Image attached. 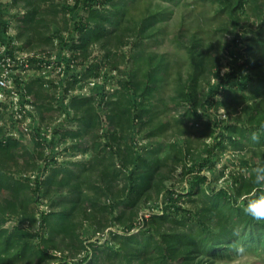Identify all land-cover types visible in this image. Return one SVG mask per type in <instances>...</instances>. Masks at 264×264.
<instances>
[{"label":"trees","instance_id":"obj_1","mask_svg":"<svg viewBox=\"0 0 264 264\" xmlns=\"http://www.w3.org/2000/svg\"><path fill=\"white\" fill-rule=\"evenodd\" d=\"M79 1L75 0L73 5H60L58 0H9L0 8V18L6 12L11 18L0 21V43L5 45L6 53L12 56L14 50L26 52L48 45L55 46L59 55L64 48L70 49L74 52L65 58L66 74L80 52L86 56V49L96 43L105 48L106 59L115 53L108 47L112 38L118 47L124 45V37L131 36L138 48L127 75L116 64L112 65L120 77L110 91L106 90L104 82L107 78L103 76L101 90L97 91L96 86L86 95H67L82 80L99 78L101 61L71 72L65 79V94L57 105L50 100L45 87L53 84V80L42 75L23 80L22 87L30 96L38 117L32 121L36 123L32 126L35 130L32 148L11 133L16 123L10 115L11 122L6 125L0 110V264H54L55 261L56 264H70V259L84 250L87 253L79 258L78 264L227 263L229 260L222 259L259 244L264 221L254 220L243 210L246 198L256 188L253 169L247 174L232 176L233 192L220 188L206 193L201 188L206 176L200 174L204 162L192 176L186 194H177L161 206L159 212L145 218L143 227L130 232L140 201L148 197L152 189L158 192L157 177H166L160 173V168L168 159L176 164H186L185 153H190L188 145L182 147L171 143L170 152L160 158L159 147L137 145L132 138L134 123L138 125V132L143 127L148 128L145 131L147 138L164 134L171 123L169 118H159L158 102L162 99L157 96L169 75L170 61L166 53L145 52L139 45L144 38L158 41L164 28L163 24H154L153 20H157L161 10L153 9L134 18L127 16L134 0H85V16L67 26V13L77 7ZM249 2H254L262 14L263 2L260 0L223 2L233 26L239 22L236 10ZM58 14L62 15L64 26L58 29L55 25L56 28L51 29ZM49 15L51 18L48 19ZM12 19L16 22L14 34L8 31ZM260 21L249 38L250 59H244L231 72L220 75L217 70L212 73L219 85L224 86L223 98L216 99L214 105L217 109H230L229 112L234 114L239 108L234 122L226 124L222 132L216 134L209 123L201 121L198 109L203 104L198 92L206 71L205 51L202 40L195 35L184 46L191 69L185 79L180 71L177 72L169 102L173 107L185 103L181 112L183 119L190 118L192 125L201 123L202 133L217 139L206 151L224 148V140L238 150L249 146L253 150L255 167L264 163V15ZM66 30L70 32L67 39L62 35ZM28 61L30 66L38 63L35 66L38 68L46 60L34 56L28 57ZM252 72L260 75L253 79ZM237 76L244 80H231ZM15 81L17 85L21 82L18 77ZM238 87L242 88L240 94ZM215 89L218 90L217 85ZM96 105L104 112L106 142L95 139L99 137L103 120ZM70 110L72 115L67 123L75 124V128L63 130L59 125L53 127L49 138L42 134L40 126L45 121L56 115L59 118ZM183 119L173 120L178 124ZM252 132L258 134L257 141L251 140ZM67 139L72 144L61 149H70L76 156L90 151L91 158L61 161L58 147ZM37 148L46 151L43 158L35 154ZM193 169L191 166L189 173ZM27 170L30 172L24 173ZM184 195L193 203L195 213L189 212L190 216L179 213L178 201ZM103 196L108 202L101 200ZM237 198L242 199L239 202ZM43 205L46 208H41ZM10 217H14L15 222L9 228L6 222ZM192 218L195 227L188 229L186 225ZM84 222L97 233L111 224L121 231L111 230L109 237L101 243L88 242L80 233Z\"/></svg>","mask_w":264,"mask_h":264},{"label":"rangeland","instance_id":"obj_2","mask_svg":"<svg viewBox=\"0 0 264 264\" xmlns=\"http://www.w3.org/2000/svg\"><path fill=\"white\" fill-rule=\"evenodd\" d=\"M7 1L9 0H0V8L1 5ZM74 1L75 0H58L60 5H73ZM224 1L226 0H134L129 7L127 16L132 15L134 18H139L141 15L153 9L161 10L157 20H153L154 24H163L164 28L163 32L159 34L158 41L151 37L144 38L140 41L139 45L145 52L153 51L166 53L167 59L170 61L169 75L167 80L162 83L163 86L160 88L157 95L158 98L162 99L161 102H158L159 118H169L171 121L170 126L164 134L147 138L145 136V131L148 128L146 127L144 129L143 127V129L138 132V125L134 123L132 138L137 145L159 147L160 150L158 154L160 158H163L165 154L170 152L171 143L178 144L182 147H187L185 145H188L190 150V153H185L184 156L186 164H184V162L176 164L172 159H168L166 164L160 168V173L166 177H157L156 180L159 182L158 192L152 189L150 195L140 201L137 214L133 217L134 226L130 232H136L140 227H143L145 225V218L153 212H159L161 206L169 202L170 199L175 198L177 194H186L189 188V182L192 176L196 174V169L200 163H205L200 170V174L206 176L205 182L201 185V188L204 189L206 193H212L220 188L226 189L228 192H233V188L231 187L233 182L232 176L239 173L247 174L249 170L255 168L253 165L255 164V160L252 158L253 150L250 149L249 146L238 150L234 149L228 141L224 140V148L220 149L215 147L211 149L210 152L206 151V149L213 146L217 139H215L214 136L209 137L202 133L200 129L202 127L201 123L192 125L190 118L183 119L181 112L184 110L183 106L186 105L185 103L178 107H173L171 103H169L171 102L170 96L174 93L177 72L180 71L182 78L185 79L191 69L190 60L184 46L188 45L190 43V38L195 35L202 40L203 52L205 51L204 61L206 71L204 72V79L201 82V88L198 92V96L202 98L201 102L203 104L198 109L202 117L201 121L209 123L215 130V133L219 134L226 124L234 122V119L238 117L239 108L237 109V113L234 114L229 112L231 111L230 109L228 110L222 107L217 109L214 105L216 99L223 98L224 86L219 85L217 79L212 77V73L217 70L220 72V75L231 72L244 59H250L248 50L249 38L254 35V31L261 22L260 18L264 15V0H260L263 2V9L261 8L262 14L259 13L260 10L253 4L254 2H249L242 8L236 10L239 19L238 25L236 26H233V21L228 11L224 9ZM231 1L236 2V0ZM84 3L85 0H80L77 7H72V9L68 11L67 26H71L72 22L79 21L85 16L86 11L83 9ZM11 12H13V10ZM7 14L8 12L0 18V21L11 19ZM61 16L60 14L56 16L55 24H51V29L56 28L55 25H57L58 29L64 26ZM47 18H51V15ZM127 24L128 23H124V25ZM15 25L16 22L13 19L10 20L8 26L10 34L15 33ZM62 35L65 39L70 37L69 30L64 31ZM134 41L135 38L131 36L124 37V45L116 47L117 41L115 42L112 38L108 47L112 48L115 53L109 55L107 59L105 58V48L102 47L101 44L96 43L93 46H89L85 52L87 55L82 56L83 54L80 52L81 55L74 65L71 68H67V74L64 72L66 68L65 58H68L69 54L74 51L71 52L70 49L67 51V48H64L59 55L55 46L52 48L49 47V45L34 47L32 50L26 51L28 56L39 54L46 61L39 64V69L35 67L38 63H35L33 66L29 65L24 71L20 69V76L24 79V82L41 75L44 76L45 79L53 80V84L46 85L45 87L47 88L46 91L50 94V100H53V104L57 105L58 102L62 100L63 94H65L64 87L66 85V77L73 71L77 72L82 70L92 62L101 61V76L99 78L82 80L80 83L76 84L74 90H69L67 95H86L91 93L96 86L97 91L101 90V81L104 80L103 76L107 78V81L104 83L108 89H105L110 91L111 88L116 86V81L118 77H120L118 70H114L112 65L116 64L123 70L125 75H127L128 70L133 65L132 56L136 54V50L138 49L134 46ZM1 44L2 43H0V45ZM17 53L26 54L19 50H17ZM58 58L59 62H57ZM243 73H246V71H243ZM250 74L253 76V79L260 75L258 72H252ZM231 80L242 82L244 79L237 76V79L232 78ZM93 82H96V84L93 85ZM216 85L218 86V90L215 89ZM219 89L221 90L219 91ZM241 89L242 88L238 87L239 94L242 92ZM65 99H63L64 102ZM96 100L98 102L99 96L96 97ZM96 109L100 111L103 120L102 127L98 132L99 137H95L94 134L93 138L95 137L97 140L106 142L107 135L105 132L107 124L104 121V112H101L98 105H96ZM0 110L4 115L2 121H6V125H8L11 122L9 115L13 112L12 108L7 107ZM71 115L72 111L70 110L69 113H64L59 118L57 115L56 118L53 116L54 119L45 121L44 124L40 126V130L43 134H47V130L49 129L50 133L48 134L51 135L54 126L61 125L63 130L66 128H75V124L70 125L67 123ZM174 118H181L183 120L177 124L173 120ZM14 123H16V127H14L17 131L15 135L21 137L27 147L32 148V132L35 131L32 126L36 125V123L29 124L28 131L22 130L23 128L20 121ZM90 137H92V133ZM71 142V140H68L58 147L61 153L59 154V159L61 161L91 158L92 153L90 151H87L85 154L79 153L77 154L78 156H76L70 149H61L65 145H71ZM46 150H48V148ZM185 150L187 149L185 148ZM45 152L44 149L42 152L39 148L35 149V154L38 155V157L43 158L46 155ZM39 164L42 166L41 160H39ZM191 166H194V169L192 173H189L188 170ZM29 172V170L24 171L26 174ZM33 173L36 174V172ZM237 199L240 202L242 198ZM101 200H105L104 196ZM105 202L108 201L105 200ZM178 205L180 206V214L190 216L189 212L192 214L195 213L192 207L193 203L187 199L186 195L180 197ZM41 208H46V205L41 206ZM14 222L15 218L10 217L6 222V226L10 228L13 226ZM186 227L188 229L195 227L193 218L190 219ZM111 230L121 231V228L111 224L100 233H97L94 232V228L90 226L89 223L84 222L80 229V233L82 238L88 242L96 240L101 243L109 237V232ZM260 234V243L252 249H241L238 253H233L231 258L222 259L224 261L229 260L227 263L216 261L212 264H264V231H261ZM86 253L87 251L84 250L75 255V257L70 259V264H78L79 258ZM57 254L59 253L57 252ZM54 264H56V261Z\"/></svg>","mask_w":264,"mask_h":264},{"label":"built area","instance_id":"obj_3","mask_svg":"<svg viewBox=\"0 0 264 264\" xmlns=\"http://www.w3.org/2000/svg\"><path fill=\"white\" fill-rule=\"evenodd\" d=\"M5 49V45L1 44L0 109L7 107L12 108L13 112L10 115H12L14 122L20 121L21 126L23 128L22 130L28 131L29 124H33V119H36L38 117L37 113L34 110V106L30 102V96L22 87L24 85V79L20 76L21 73L19 72V70L21 69L24 71L25 68L29 67L30 64L28 61V57H38L40 55L34 54L32 56H28L26 52H24L26 54H20L17 53V50H14V53L11 56V54L6 53ZM16 77H18V79L21 81L19 85H17L15 81ZM15 132H17L16 129H14L11 133L15 135ZM47 132L50 133V130L48 129ZM48 133L45 134V136L49 138L50 134Z\"/></svg>","mask_w":264,"mask_h":264},{"label":"clouds","instance_id":"obj_4","mask_svg":"<svg viewBox=\"0 0 264 264\" xmlns=\"http://www.w3.org/2000/svg\"><path fill=\"white\" fill-rule=\"evenodd\" d=\"M258 139V134L252 132L251 140L257 141ZM253 171V183L256 185V188L246 198L243 210L254 220L264 221V163L257 164Z\"/></svg>","mask_w":264,"mask_h":264}]
</instances>
